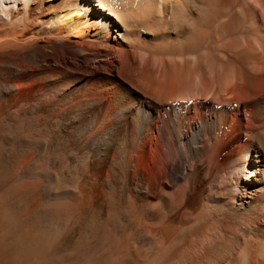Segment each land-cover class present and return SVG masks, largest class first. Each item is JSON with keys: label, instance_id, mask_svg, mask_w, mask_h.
Returning <instances> with one entry per match:
<instances>
[{"label": "bare ground", "instance_id": "6f19581e", "mask_svg": "<svg viewBox=\"0 0 264 264\" xmlns=\"http://www.w3.org/2000/svg\"><path fill=\"white\" fill-rule=\"evenodd\" d=\"M0 264H264V0H0Z\"/></svg>", "mask_w": 264, "mask_h": 264}, {"label": "rangeland", "instance_id": "374dc122", "mask_svg": "<svg viewBox=\"0 0 264 264\" xmlns=\"http://www.w3.org/2000/svg\"><path fill=\"white\" fill-rule=\"evenodd\" d=\"M109 41L114 42L113 38H110ZM104 97L106 98V101L109 100V98H108V96L106 94H105ZM240 138H241V136L240 137H236L235 134L231 133L230 137H228V141L229 142H227L226 144L222 143L223 145H225V148H224L223 152H225V150H227L229 148V150L233 151L234 155H239L240 153H242L243 138H241V139ZM223 152H222V154H223ZM247 162H248L247 163L248 165L246 166V169H248V170L254 169L255 164L250 163V161H247ZM247 175H248L247 172L242 171V178L243 177L245 178V176H247ZM238 179L240 180L241 177L238 178Z\"/></svg>", "mask_w": 264, "mask_h": 264}]
</instances>
